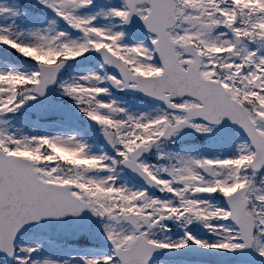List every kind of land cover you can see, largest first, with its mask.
Segmentation results:
<instances>
[{
  "label": "snow or ice",
  "instance_id": "obj_1",
  "mask_svg": "<svg viewBox=\"0 0 264 264\" xmlns=\"http://www.w3.org/2000/svg\"><path fill=\"white\" fill-rule=\"evenodd\" d=\"M37 2L78 35L57 30L56 20L49 21L48 28L28 32L0 27V46L34 65L27 72L0 71V116L44 97L55 85L99 127L118 159L90 154L87 145L71 135L16 138L0 131V255L15 264H56L31 259L39 249L17 248V234L29 223L87 211L104 221L111 254L81 256L80 264H150L156 252L189 245L227 253L251 250L264 261V55L258 54L264 48V0L255 7L242 6L241 0H121L119 7L94 15L80 14L93 0ZM6 13L19 15L0 8V15ZM97 17L112 18L121 27L135 17L147 33V43L126 42L125 32L98 25ZM26 49L51 62L26 54ZM97 57L102 62L99 72L59 78L70 62ZM143 72L156 75L146 77ZM10 81L22 83L12 86ZM109 86L155 98L166 110L154 117L129 114L116 101L102 99L109 95ZM225 120L246 138L236 143L231 156L207 159L157 151L155 160L165 163L141 159L185 128L210 134ZM41 143L77 148L92 166L69 178L61 176L57 163L11 155L21 144ZM41 151L42 156L51 155ZM117 165L172 199L116 186L112 173ZM99 172L109 175H91ZM85 186L92 192L86 194ZM202 196L222 200V205H212ZM167 222H182L185 228L196 222L217 238L209 242L189 231L177 240L153 238V230L170 231Z\"/></svg>",
  "mask_w": 264,
  "mask_h": 264
},
{
  "label": "rangeland",
  "instance_id": "obj_2",
  "mask_svg": "<svg viewBox=\"0 0 264 264\" xmlns=\"http://www.w3.org/2000/svg\"><path fill=\"white\" fill-rule=\"evenodd\" d=\"M25 2H27V0H23ZM30 4L32 5H39L44 11L49 10L43 6H41L37 0H29L28 1ZM193 2H195V0H193ZM259 0H241V4L242 6H246V7H255L258 4ZM121 3V0H102L100 2V6L98 7V10L95 11L93 8L89 7L88 9H82L80 14L84 15V14H88V15H94L96 12L100 11L101 9H108L110 7H119ZM93 6V5H92ZM0 8H9L11 9L13 12H15V7H9L5 2H3L2 0H0ZM19 18H23V21L20 20ZM35 18V17H32ZM98 18V17H97ZM111 18L105 19L103 17H99V21H96V23L100 26L103 27H107L110 28L112 31H122L119 29V25L116 21H113ZM49 21L51 20H56V18L50 17L48 19ZM27 21V17L23 16V17H18L17 15H12L11 13H6L3 15H0V27H4V28H9L12 32H28L29 30H43L45 28L49 27V22L46 25H42V20L40 19L39 21L37 19L34 20V22H29L26 23ZM57 21V20H56ZM14 23V24H13ZM13 24V25H12ZM13 27V28H12ZM60 26L57 24V30H61L59 28ZM71 36H75L78 35L77 33H72L70 31L69 33ZM125 41L128 43H140V42H145L147 43V35L142 36L140 40L138 41H129L126 38V34H125ZM190 43V42H189ZM150 46V45H149ZM258 45H249V48H256ZM259 47V46H258ZM26 54L28 55H36L39 59L45 61V62H51L49 60L48 57L46 56H41L39 53L33 52L32 50H28L26 49ZM13 54L15 55L14 57H19L18 54H16L13 51ZM260 55H264V48H260L259 49V53ZM10 56L13 57V55L7 54L6 55V59L4 61H0V71H7L9 68H13L16 70H20V71H31L34 70L33 68L30 69H26L23 68V66H19L16 65L15 62L10 61ZM13 57V58H14ZM100 64H96L94 67L91 68H86L83 70H76L72 72V77H79L81 75L87 74L89 72H99L100 71ZM25 67V66H24ZM143 75H156L155 73L152 72H143ZM70 77H66L64 79H71ZM10 85L14 86L17 83H22L20 81H10L9 82ZM102 99H104L105 101L108 100H114L116 101L117 106L122 107L126 110V112H128L129 114L132 115H147L149 117H154L156 115L159 114V111L162 110L161 107L158 106V104L154 105L153 107H141V106H136L133 104H130L129 101H123L122 99L118 98V97H114L113 95H111V93L109 92L108 96L102 97ZM36 102H39L40 100L37 99L35 100ZM53 104L58 105L60 107L66 108L72 112L75 113H80L79 110L75 107V105L72 103V101L65 97L60 95L57 91L55 92V100L53 101ZM86 117L83 118L84 122H86ZM89 137L92 138L93 136V131L92 129H96V125L94 122H89ZM29 125V122H26V125L23 124V122L18 121L16 118H14V116H8L7 115H2L0 116V131H4L6 134L8 135H13L16 138H20L21 136H28V137H33L32 135H30V133H28V131H26V126ZM67 130L61 132V131H48V128H56V129H60L61 127H64V124H61L60 126L58 125H54V124H49L46 123V125L42 128L43 129H39V132L37 134V136H41V135H48V136H52V135H71V136H75L77 141L81 142L80 138L78 137V130H82L83 126H79V123L75 120H68L67 121ZM34 125H31V129H33ZM98 130V129H97ZM97 134L100 133V131H95ZM178 139H182L181 134H177L176 136H174V141H178ZM241 140H243V138L239 137L237 134H235L234 132H229L228 130L226 131L225 129L220 130L217 128H213L212 132L210 134H204L203 137L201 138V143L203 145V154H198V146H196V148H190L188 146V148L184 147L182 150L179 147H175L174 148V143H171L168 145V148L171 147V150L165 149V145L161 144L160 148L157 149V151H159L162 154H167L169 152L172 153H179L182 155H191L194 157H203V158H207V159H212L215 157H220V158H224V157H228L234 154L235 151V145L236 143L240 142ZM42 144V143H41ZM41 144H39L36 147H30L24 144H21L19 146H17L16 148H14V152L15 154H20V153H24L27 156H29L31 159H34L35 157L42 155V152H40V148H41ZM47 145L48 148H50L51 150L48 151L51 155L50 156H43L44 159L53 161L56 158L55 153H61V154H65L69 157H74V159L76 161H78L79 163H82L80 165H76L73 167H69L66 166L65 168H63L62 170H58L61 171V176H67L69 178H75L77 177L78 173L80 171L85 170L87 167H91L92 165L89 164L88 161L84 160L81 157L80 154V150L77 148H71V149H66L61 145L58 144H49V143H45ZM157 151L155 153V155L157 154ZM90 154L93 155H98V152L95 150H91L89 152ZM57 169H59V165L57 163ZM70 170H74L75 173H69ZM91 175L96 176L97 178H105L106 176H104L103 172L101 173H92ZM123 186V185H120ZM88 186H85V190L88 191ZM129 190L132 191H136V190H141V189H137L134 187H127ZM91 192L92 189L90 188ZM233 191H235V189H233ZM88 191L87 194L91 193ZM159 195V194H158ZM164 195V194H163ZM160 196V195H159ZM155 197V196H154ZM152 197V198H154ZM202 199H207L209 200L210 196H202L200 197ZM157 199H171L168 195L163 196V197H157ZM210 204L215 205L217 207L221 206V202L219 200H210L209 201ZM104 223V221L99 220L98 218H93L92 221V227H90V235H92L93 237L97 238V245H93L98 246V245H103L110 248V244L107 242V240L104 237V233L102 230V224ZM167 225L169 227V225H172V227L174 228L175 232L172 230V228H170V231L168 232H163L160 231L158 229L153 230L154 231V237L156 239H163L165 237L170 238L171 240H177L180 237L183 236L184 231H189L191 232V234L196 237L197 239H205L208 240L209 242H212L213 240H215L217 237L214 236L212 233H210L207 229H205L202 225H200L199 223L193 222L192 225L187 226V228H185L183 226V223L181 222L180 224H174L173 222H167ZM123 227L127 228L126 225H123ZM102 238L100 240H98V238ZM103 241L106 240L105 243L103 244H98L99 241ZM18 246L19 247H36L39 249L38 252L34 253L31 257V259L37 260V261H42L44 259H49L48 257L45 256H40L39 254L44 252L46 247L44 246V244L40 241H38L37 239H34L33 237H22L19 239L18 242ZM92 246V247H93ZM96 250V249H95ZM95 250H83V256L84 257H99V256H104V255H110L111 254V249H109V252H106L105 250H100V251H95ZM58 252L63 255V258L61 259V261H57L55 258H52V261H55L56 264H63L64 261H68V264H80V260H78L77 258V249L75 246H70V247H66V248H59ZM66 252V253H65ZM20 255H24L23 253H20ZM74 259V260H72ZM50 260V259H49ZM15 264V262L13 263ZM153 264H168V263H163V262H155ZM179 264V263H176Z\"/></svg>",
  "mask_w": 264,
  "mask_h": 264
},
{
  "label": "water",
  "instance_id": "obj_3",
  "mask_svg": "<svg viewBox=\"0 0 264 264\" xmlns=\"http://www.w3.org/2000/svg\"><path fill=\"white\" fill-rule=\"evenodd\" d=\"M51 87L52 86H50V88ZM46 98H48V96H46ZM32 110L36 111V108L32 107ZM57 114L59 115L61 113H57ZM89 220H90V214L87 211H84L78 217L66 216L60 219L45 218L40 220L39 222H33L25 225L18 234L30 230H35V231H40L42 233H49L50 235L53 236L56 234L63 233L67 230H70L69 228H73L74 226L73 221H75L77 222L76 223L77 227L74 228L75 233L73 236L77 237L80 232H83L85 230V227L87 226Z\"/></svg>",
  "mask_w": 264,
  "mask_h": 264
}]
</instances>
